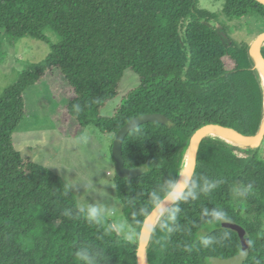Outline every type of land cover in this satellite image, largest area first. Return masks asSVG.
<instances>
[{
	"label": "trees",
	"instance_id": "trees-1",
	"mask_svg": "<svg viewBox=\"0 0 264 264\" xmlns=\"http://www.w3.org/2000/svg\"><path fill=\"white\" fill-rule=\"evenodd\" d=\"M222 13L229 20L264 17V5L224 0ZM216 17L199 8L198 0H0V36L3 31L9 38L46 40L48 28L59 38L42 62L29 65L0 95V264H81L75 252L84 244L102 247L107 264H137V241L125 240L105 216L100 223L65 217L63 210L77 204L73 193L63 195L61 178L22 156L12 143L26 116L24 92L53 68L72 89L65 110L81 128L94 125L115 135L135 116H166V124L145 122L133 128L122 144L125 166L146 168L135 178L113 177L124 218L132 226L143 219L135 213L147 205L148 192L162 178L176 176L197 128L214 123L243 134L259 130L264 87L249 44L232 41ZM261 51L264 55V47ZM126 69L138 76L139 86L122 97L112 117L103 118L100 111L117 96ZM240 150L214 136L200 142L197 174L223 183L181 204L180 231L151 234L147 264H212L211 258L238 254L240 234L229 226L208 234L218 237L227 231L230 240L201 246L197 234L208 225L201 217L204 206L224 208L227 222L254 241L242 264L264 261V157L260 147ZM249 182L254 188L245 200L256 207L250 220L232 200L234 185Z\"/></svg>",
	"mask_w": 264,
	"mask_h": 264
},
{
	"label": "rangeland",
	"instance_id": "rangeland-1",
	"mask_svg": "<svg viewBox=\"0 0 264 264\" xmlns=\"http://www.w3.org/2000/svg\"><path fill=\"white\" fill-rule=\"evenodd\" d=\"M223 3L224 0H198V7L214 12L217 16L216 22L222 29L226 28L232 41L250 44L258 34L264 31V17L248 15L240 20H229L222 13ZM44 34L46 40H38L30 36L9 38L1 31L0 95L29 65L42 62L50 53V45L59 43L58 36L50 29H45ZM224 62L228 69L233 67L229 59L225 58ZM139 83L138 76L131 69L124 70L118 84L117 96L106 103L100 111V116L112 117L122 97L131 89L138 87ZM70 97H72L71 87L60 74L59 69L53 68L37 84L24 92L26 116L14 131L12 143L22 156L47 167L58 175L63 183L67 175L74 177V171L90 173L100 169L99 172L93 173L91 177L93 182L97 186H100V181L114 185L115 162L112 156L114 135L102 133L94 125L79 127L65 110ZM238 146L241 147L239 152L241 154L250 149L244 143ZM259 147L264 157V139ZM238 185L239 183H236L234 187ZM104 187L110 194L103 200L108 209L104 216L122 235L120 226L127 222L123 215L122 203L117 198L115 187L112 188L110 185ZM73 195L78 202L83 194L73 193ZM86 198L89 201L94 199L91 195ZM232 200L244 218L249 220L254 218L255 205H249L245 197L237 198L233 189ZM221 226L231 227V223L208 224L198 232L197 238ZM140 240L139 232L136 241L140 242Z\"/></svg>",
	"mask_w": 264,
	"mask_h": 264
},
{
	"label": "clouds",
	"instance_id": "clouds-1",
	"mask_svg": "<svg viewBox=\"0 0 264 264\" xmlns=\"http://www.w3.org/2000/svg\"><path fill=\"white\" fill-rule=\"evenodd\" d=\"M264 2V0H261ZM77 111L79 106L77 105ZM139 131V129H136ZM102 169V168H101ZM71 170L72 169H65ZM100 169L94 171L99 172ZM90 173H77L74 171V177H69L63 185V195L70 193L83 194L80 196V200L75 205V208H67L63 210L65 217L74 218L82 216L89 223H100L102 217L108 211L107 207L103 203L110 194L105 190V185H110L112 188L115 186L106 182L100 181L97 186L92 180ZM176 176L168 175L166 178H162L161 181L148 192L147 205L140 207L135 213L142 220L136 222V226H132L124 222L120 226V232L123 238L130 243H134L138 238L139 231L146 229L148 232L155 234L157 229L166 234H173L181 230V224L179 223V217L182 212L181 204L189 203L191 201H197L201 195H209L220 184L223 183L220 179H210L206 175L197 174L195 164L190 162L189 158H185L179 168L175 171ZM253 184H239L233 188V192L237 198L247 197L253 192ZM83 190L82 192L80 190ZM91 195L94 197L91 201L87 199ZM154 217L155 222H146L148 218ZM201 217L207 221L209 225H219L227 222L230 217L226 210L221 207H207L201 208ZM231 234L224 231L220 236L211 234L201 235L199 237V243L203 248H209L215 244L223 243L230 240ZM254 247V241L249 239L246 241V246L242 247L238 251L240 258H247L249 249ZM190 250V249H186ZM76 257L81 264H107L108 256L102 247H96L91 244H84L80 246L75 252ZM253 264H264L260 258H255Z\"/></svg>",
	"mask_w": 264,
	"mask_h": 264
},
{
	"label": "water",
	"instance_id": "water-1",
	"mask_svg": "<svg viewBox=\"0 0 264 264\" xmlns=\"http://www.w3.org/2000/svg\"><path fill=\"white\" fill-rule=\"evenodd\" d=\"M256 1L264 5V2H261V0H256ZM221 33L226 36L224 31H221ZM263 42H264V31L258 34L249 44V53L252 56L256 67L260 69L261 72L264 74V55L261 51L262 47H264ZM145 122H160L166 124L168 120L166 116H164L159 112L145 113L129 119L123 126L119 128V130L114 135V141L112 146V156L115 162L116 175L125 178H135L146 171V168L142 165H138L134 167L125 166L124 158L122 154V144L128 132ZM213 131H216L220 135L225 136L227 138L241 141L242 143L246 144L251 148H257L260 146V144L264 139V117L259 127V130L255 134H243L232 127L224 126L220 124H214V123L204 124L203 126L197 128L192 134L189 142V146H190L189 159L190 162H193L195 164V167L197 163V153H198L199 144L204 138L210 137L209 134ZM146 222L154 223L155 222L154 217L150 216L148 218V221ZM231 227L239 231L240 239H241V248L245 247L246 241L249 240L248 237L244 236L242 234V230H240L237 226L231 224ZM151 234L152 233L148 232L146 229L140 230L141 240L140 242H138V246L136 250L137 264H145L143 261V254L149 245ZM245 259L246 258H240L238 254H236L234 256L225 259L211 258V263L212 264H242Z\"/></svg>",
	"mask_w": 264,
	"mask_h": 264
},
{
	"label": "bare ground",
	"instance_id": "bare-ground-1",
	"mask_svg": "<svg viewBox=\"0 0 264 264\" xmlns=\"http://www.w3.org/2000/svg\"><path fill=\"white\" fill-rule=\"evenodd\" d=\"M263 44H264V42H263ZM258 72H259V75H260V77L262 79V84H263V87H264V74L261 72L260 69H258ZM209 136L217 137V138H219V139H221V140H223V141H225V142H227L229 144H233V145H242L243 144L241 141H237V140L230 139V138H227L225 136H222V135H220L216 131L211 132L209 134ZM247 147H249V146H247ZM189 154H190V146L188 144L187 147H186V150H185L184 159L185 158H189ZM143 261H144L145 264H147V261H146V251L143 254Z\"/></svg>",
	"mask_w": 264,
	"mask_h": 264
},
{
	"label": "crops",
	"instance_id": "crops-1",
	"mask_svg": "<svg viewBox=\"0 0 264 264\" xmlns=\"http://www.w3.org/2000/svg\"><path fill=\"white\" fill-rule=\"evenodd\" d=\"M30 159V158H29Z\"/></svg>",
	"mask_w": 264,
	"mask_h": 264
}]
</instances>
